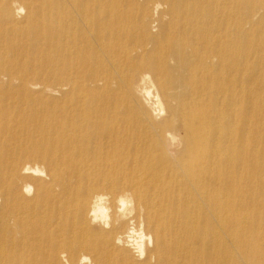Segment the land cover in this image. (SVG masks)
<instances>
[{"label":"bare ground","instance_id":"obj_1","mask_svg":"<svg viewBox=\"0 0 264 264\" xmlns=\"http://www.w3.org/2000/svg\"><path fill=\"white\" fill-rule=\"evenodd\" d=\"M263 29L264 0H0V264H264Z\"/></svg>","mask_w":264,"mask_h":264},{"label":"rangeland","instance_id":"obj_2","mask_svg":"<svg viewBox=\"0 0 264 264\" xmlns=\"http://www.w3.org/2000/svg\"><path fill=\"white\" fill-rule=\"evenodd\" d=\"M262 32H263V35L261 37V39H262L261 41H264V29ZM30 164H34V163L31 162ZM74 262H75V264H77L79 262V258L75 259Z\"/></svg>","mask_w":264,"mask_h":264}]
</instances>
